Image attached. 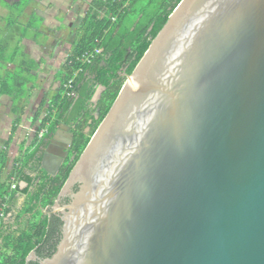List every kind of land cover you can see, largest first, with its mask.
<instances>
[{
    "label": "water",
    "instance_id": "obj_1",
    "mask_svg": "<svg viewBox=\"0 0 264 264\" xmlns=\"http://www.w3.org/2000/svg\"><path fill=\"white\" fill-rule=\"evenodd\" d=\"M73 138L63 124L47 149L53 177ZM67 194L63 237L41 264H264V0H182Z\"/></svg>",
    "mask_w": 264,
    "mask_h": 264
},
{
    "label": "trees",
    "instance_id": "obj_2",
    "mask_svg": "<svg viewBox=\"0 0 264 264\" xmlns=\"http://www.w3.org/2000/svg\"><path fill=\"white\" fill-rule=\"evenodd\" d=\"M181 1L93 0L90 12L84 19L74 47L63 66L59 80L60 91L51 98H46L47 101L41 105L43 112L36 115L33 124L37 129L22 142L21 153L11 168L9 148L22 124L26 107L17 105L19 96L15 95L23 93L19 88L28 86L30 94L26 99L23 98L28 103L38 80L35 74L37 63L23 61L19 64L20 71L13 70V73L3 68L4 63L0 64V73L5 70L4 76L0 74V97H14L12 111L17 114L11 137L0 150V264H41V260L56 252L59 244H52L51 237L58 227L54 228L52 223L54 219L59 222L60 227L63 223L58 217L51 219L45 211L55 204L71 171L112 108L127 77L133 73ZM18 2L8 3L6 7L20 9L21 14L32 0H26L23 4ZM31 18L35 20L36 14ZM39 18L42 23L45 21ZM18 23L17 18L7 20V42L15 29L35 28L33 21H30L28 28H19L21 25ZM8 48V43L5 45L1 39L0 59H4L5 49ZM92 54L90 61H83L84 57ZM25 73L28 77L22 80ZM8 79L15 82L12 88L7 83ZM70 81H73L72 87L66 89L65 86ZM100 86L104 90L95 103L94 97ZM39 118L40 126L36 123ZM63 122L73 127L75 138L65 165L56 177H52L42 169V157L38 152L49 143ZM43 129H47V132L41 137ZM22 184L26 186L22 188ZM24 196L25 203L16 217V223H20L23 216L27 215L23 227L18 232L4 229L5 216L15 210L18 200ZM33 251L38 259L28 261Z\"/></svg>",
    "mask_w": 264,
    "mask_h": 264
},
{
    "label": "rangeland",
    "instance_id": "obj_3",
    "mask_svg": "<svg viewBox=\"0 0 264 264\" xmlns=\"http://www.w3.org/2000/svg\"><path fill=\"white\" fill-rule=\"evenodd\" d=\"M19 1L18 3L23 4L26 0H0V29H2V32L0 33V41L3 39L4 44H7V33H8V27H7V20L10 19H16L17 16H19L20 9L17 8H7V3H15ZM33 6H29L28 8L24 9L25 13L19 18V25L21 27L28 28V24L30 21H33V24L35 25V28L32 29H15V32L12 34L10 41L8 42L9 48L5 49V53L3 55L4 59H0V64H2L4 69H7L10 71V73H13L14 71H20L19 64L23 61L31 62V59L25 49H23L22 43L25 39H33V38H39L38 40H41L42 42L45 41V36L41 37V34L38 32H41L42 29H45L46 32H49L50 30L53 31V34L50 35V38L46 37L47 42L43 45H41V48L38 47L37 51L35 49L29 48V52L33 54L36 58L39 59V66L37 64V68H40L38 70V75L40 77V80L37 81L36 85L39 84V87L33 88L31 91V98L29 99L31 102H29L30 111H35L37 109L39 100H41L43 93H48V97H52V91L56 90L59 86V81L53 80V71H51V74L46 73L48 71V66L53 64L51 67L52 69L57 71L60 63H64L66 60L63 59V55L60 57H56L55 59L53 57L50 58V54L54 51L56 52V49L58 48L60 43H64L66 39H70V35L73 33L72 30L81 29L83 26L81 24L82 19L84 18V15H87V8L88 5L92 3L91 0H32ZM73 7V10H72ZM68 8L70 11H68ZM86 9V10H85ZM36 12V19L33 20L32 18L28 20V18L31 16L32 12ZM90 12V11H89ZM45 16L46 23L44 25V22L42 23V20L39 18L40 16ZM9 18V19H8ZM28 23L26 24V22ZM22 22V23H21ZM32 24V25H33ZM44 25V27H43ZM5 29V30H4ZM72 29V30H70ZM70 32V33H69ZM60 39V41H58ZM43 46V47H42ZM31 47V46H30ZM66 49V50H64ZM1 50V49H0ZM64 52L70 53L68 50V43H64L63 47L60 49V53L62 54ZM68 54L66 55L68 57ZM37 55V56H36ZM44 58V61H41L40 59ZM62 61L60 62L61 59ZM34 62V61H32ZM31 62V64H32ZM42 62H44L43 65ZM9 65H12L9 66ZM8 66V67H7ZM61 66V65H60ZM58 67V68H57ZM1 75H5L4 73H0ZM26 77H28V74H24V78L22 80H26ZM14 80V78H13ZM8 79L7 83L10 84V87L12 88L15 84V82ZM20 92H23L22 94H17L15 96H19L17 105L21 108H24V106L27 105V101L23 100L26 99V96H29L30 93H28V86H24L23 88H19ZM6 96V95H5ZM10 98L6 99V97H0V101H5V106L0 108V150L2 149L5 139L8 138V135L10 133L11 128L13 127L14 120L17 118V114H15L13 110V101L15 100L12 96H9ZM16 98V97H15ZM32 99V100H31ZM17 100V98H16ZM95 101V100H94ZM29 109V108H27ZM25 116L22 121V125L26 124L27 121H24ZM21 125V126H22ZM23 127V126H22ZM32 127V126H31ZM27 127L25 128H19L16 133V143H19L21 145L22 140H24V137L27 135L24 134L26 132ZM28 135H33L35 133V127H32L31 129H28ZM27 137V136H26ZM27 139V138H26ZM18 144V145H19ZM15 151L11 152L10 157V164H12L14 158H15ZM11 168V167H10ZM23 199V197H22ZM22 199L20 201H22ZM19 201V202H20Z\"/></svg>",
    "mask_w": 264,
    "mask_h": 264
},
{
    "label": "crops",
    "instance_id": "obj_4",
    "mask_svg": "<svg viewBox=\"0 0 264 264\" xmlns=\"http://www.w3.org/2000/svg\"><path fill=\"white\" fill-rule=\"evenodd\" d=\"M92 1V0H91ZM33 1H32V3L30 4L31 6H33ZM8 4V3H7ZM30 5H28L27 7H25V9L26 8H28ZM89 7L87 8V10L88 11H86L87 12V15L89 14V11H90V8H91V6H90V4L88 5ZM72 10H73V7H72ZM86 10V9H85ZM68 11H70V9L68 8ZM25 13V11H24V9H23V11L21 12V14L19 13V16H17L16 18H17V20H19V18H21V16L23 15ZM34 14H37L36 12H32V14H31V16L28 18V20H30L31 19V17L34 15ZM86 14L84 15V18H83V20H82V22H81V24L82 23H84V19L86 18V16H87ZM42 19H44L45 20V22H44V25H45V23H46V18H45V16H42V15H39ZM20 21V20H19ZM22 23V22H21ZM28 23V21L26 22V24ZM7 24V23H6ZM44 25H43V27H44ZM83 25V24H82ZM1 30V29H0ZM33 30V29H32ZM70 30H72V29H70ZM47 31V30H46ZM45 31V29H42V31L41 32H38L39 34H41V37H43V36H45V41H41V40H38L39 38H33V39H25L24 40V42L22 43V45H23V49H25V51L27 52V54L29 55V57H30V59H31V61H35L37 64H38V66H39V59L38 58H36L35 56H33V54H31L29 51V48H31V49H35L36 51H37V48L38 47H40L41 48V45H43L44 46V44L47 42V40H49V39H46V37H48V38H50V35H52L53 34V31L52 30H50L49 32H46ZM73 31V33L70 35V39L68 38V39H66L65 41H64V43H68V50L67 51H70V53H71V51H72V49H73V47H74V41H75V39H76V37H77V35H78V32L80 31V29H74V30H72ZM70 33V32H69ZM7 37V39H8V36H6ZM74 38V40L72 41V39ZM10 41V40H9ZM58 41H60V39H58ZM8 43V42H7ZM64 43H60L59 44V46H58V48L56 49V52L54 53V51L49 55L50 56V58L51 57H53L54 59L57 57H60L61 55H63V59L65 58V62L62 64V63H60V65L58 66V67H60V68H58L57 69V71L55 72V70L54 69H52L51 67L53 66V64H51V65H49L48 66V71L46 72V73H48V74H51V71H53L54 73H53V77H52V79L53 80H56V81H59L60 79H61V74H62V69H63V66L66 64V62H67V59L69 58V55H70V53L68 54L67 52L65 53L64 52V50H66V49H64L63 50V53L61 54L60 53V49L63 47V44ZM8 46H9V44H8ZM31 46V47H30ZM42 46V47H43ZM29 51H28V50ZM65 54V55H64ZM68 54V57L66 56ZM37 56V55H36ZM41 61H44L45 62V60H44V58L42 57V59H40ZM58 60H60V62L62 61V58L61 59H58ZM44 62H42V64L41 65H43L44 64ZM45 65V64H44ZM9 66H11L12 67V65H9ZM40 68H37V70H36V72H35V74H36V76H37V78H38V80H40V77H39V75H38V70H39ZM37 80V81H38ZM37 81H36V83H37ZM36 83H35V87H39V84L38 85H36ZM30 86H32V85H30ZM59 86H60V82H59ZM103 88L104 87H102V86H100L99 87V90H100V93L102 94V92H103ZM48 91V90H47ZM45 92V93H43V95H42V98H41V100H39V104H38V107H37V109H35V111H30V107H28L29 106V102H31L30 100L28 101V103H27V105H26V107H25V114H24V116H25V119H24V121H27L26 122V124L24 125H20V128H25V127H27V130H26V132H24V134L27 136H25L24 137V140H26V138H28V137H30V134L28 135V129H31L32 127H35L36 128V126H34L33 124H34V121H35V117H36V115L37 114H39V113H41L42 114V112H43V109H42V107H41V105L43 104V102H45V101H47V99H49V98H51V97H48V93H51V92ZM60 91V89H56L55 91L53 90L52 91V94H51V96H53L54 94H57L58 92ZM3 97H6V99H8V98H10L9 96H5V95H3ZM101 97V96H100ZM100 97H97L96 98V100L94 101L95 103H97V101L100 99ZM47 98V99H46ZM12 100H13V98H12ZM32 100V99H31ZM5 101H0V108L1 107H3V105L5 106ZM15 104H14V101H13V106H14ZM27 108H29V109H27ZM24 118V117H23ZM41 119L39 118L37 121H36V123L38 124V126H40V121ZM32 126V127H31ZM11 133H12V128H11V130H10V133H9V135H8V138L7 139H5L4 141H7L10 137H11ZM24 140H22V142L24 141ZM19 143H16V140L14 139V141H12L11 142V145H10V148H9V157H10V155H11V152H14V150H20V148H21V146H22V143H21V145L19 144ZM45 147V146H44ZM44 149V148H43ZM43 149H41L39 152H38V154H40V155H43ZM32 151L34 152V149H32ZM31 152V151H30ZM20 153L21 152H17V157L20 155ZM15 155H16V152H15ZM9 159H11L12 160V158L10 157ZM12 164H13V162H12ZM12 164H10V162H9V168L10 167H12ZM26 186V184H22V188H24ZM22 198H20L19 200H18V203H17V206L15 207V210L14 211H12L11 213H9L7 216H5V218H4V224H3V226H4V229H7V230H10V231H14V232H18V231H20L21 230V228L23 227V221L25 220V218L27 217V215H24L23 216V218L20 220V223H16V217L19 215V212L21 211V209L23 208V205H24V203H25V200H26V197H23V199H22V201H20ZM20 201V202H19Z\"/></svg>",
    "mask_w": 264,
    "mask_h": 264
},
{
    "label": "flooded vegetation",
    "instance_id": "obj_5",
    "mask_svg": "<svg viewBox=\"0 0 264 264\" xmlns=\"http://www.w3.org/2000/svg\"><path fill=\"white\" fill-rule=\"evenodd\" d=\"M83 20V19H82ZM74 40V38L72 39V41ZM65 55V54H64ZM58 89H60V87L58 86L57 87ZM66 88V87H65ZM68 125V126H70V129H71V132H72V134H73V136H74V133H73V127L71 126V125H69V124H67V123H65V122H63V123H61L59 126H58V128L56 129V132H57V130H59L60 129V126L61 125ZM41 125V124H40ZM20 128V127H19ZM35 129H37V128H35ZM56 132L54 133V135H53V137L50 139V141H49V143L44 147H42V149H43V155H40V157H42L41 158V167H42V169L43 170H45L44 168H43V160H44V156H45V153H47V149H49V147H50V144L52 143V141H53V139H54V136L56 135ZM70 133L68 132V131H65L64 133H63V135H62V137H63V139H62V142L63 143H65V144H68V142H70V140H71V138H70V135H69ZM32 136V135H31ZM74 138H75V136H74ZM73 138V139H74ZM74 141V140H73ZM71 146L68 148V149H66V151L68 150L69 151V155H68V157L66 158V160H65V162H64V164L62 165V167L65 165V163H66V161H67V159L69 158V156H70V154H71ZM53 150H55V151H60V149L56 146L55 148H53ZM15 152H16V156H15V158H14V160L17 158V152H21V148H20V150H14ZM14 160H13V162H14ZM49 166V165H48ZM50 167V166H49ZM62 167L60 168V170L62 169ZM51 169V171H53L54 170V168L53 167H51L50 168ZM60 170H59V172H60ZM46 171V170H45ZM47 172V171H46ZM59 172H58V174H59ZM47 174L48 175H50V176H52L50 173H48L47 172ZM57 174V175H58ZM53 177V176H52ZM56 177V176H55ZM74 191H76L75 189H74ZM25 197V196H24ZM22 198V197H21ZM69 202H71V195H69V194H67V195H65V196H62L61 198H57L56 199V201H55V204L51 207V208H49L48 210H46L45 211V213L46 214H48L49 215V217L52 219V218H55V217H58L59 219H60V221H62V223H63V220H62V216H63V212H62V210H61V208L63 207V206H65V205H67ZM53 227L54 228H57L58 227V229H55L54 231H53V235H52V237H51V243L52 244H56L57 242V245L59 244V242L61 241V239H62V237H63V224H62V226L60 227L59 226V222L56 220V219H54L53 220ZM59 246V245H58ZM58 246H57V248H58Z\"/></svg>",
    "mask_w": 264,
    "mask_h": 264
},
{
    "label": "built area",
    "instance_id": "obj_6",
    "mask_svg": "<svg viewBox=\"0 0 264 264\" xmlns=\"http://www.w3.org/2000/svg\"><path fill=\"white\" fill-rule=\"evenodd\" d=\"M99 52V51H98ZM93 57V54L92 55H89V56H86V57H84V62H86V61H90V59ZM72 83H73V81H70L69 83H67L66 84V89H70L71 87H72ZM47 132V129H43L42 130V132H41V134H40V136L42 137L43 136V134H45ZM14 188L16 187L15 185L13 186Z\"/></svg>",
    "mask_w": 264,
    "mask_h": 264
}]
</instances>
